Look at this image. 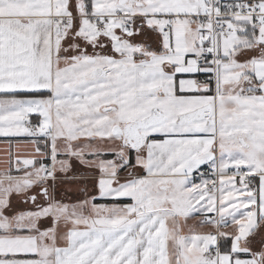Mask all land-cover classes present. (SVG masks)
I'll use <instances>...</instances> for the list:
<instances>
[{"label": "snow or ice", "instance_id": "6c2138e0", "mask_svg": "<svg viewBox=\"0 0 264 264\" xmlns=\"http://www.w3.org/2000/svg\"><path fill=\"white\" fill-rule=\"evenodd\" d=\"M0 138V264H264V0H0Z\"/></svg>", "mask_w": 264, "mask_h": 264}, {"label": "crops", "instance_id": "0c3cea01", "mask_svg": "<svg viewBox=\"0 0 264 264\" xmlns=\"http://www.w3.org/2000/svg\"><path fill=\"white\" fill-rule=\"evenodd\" d=\"M31 119H32V121H35V122H36V117H35V115H33V116L31 117ZM26 139H27V138H24V137L15 138V139L13 140V151L16 150V149H15V145H16L17 140H19V141L21 142V151L23 152V151H24L23 141H25ZM6 147H7V145H6V143L3 141V138H0V156H2L3 149L6 148ZM196 223H197L196 220H194V219H190V220L188 221V226L190 227V226H192V225H194V224H196ZM185 230H187V228H186ZM204 230H207V229H204Z\"/></svg>", "mask_w": 264, "mask_h": 264}, {"label": "built area", "instance_id": "2783aa9c", "mask_svg": "<svg viewBox=\"0 0 264 264\" xmlns=\"http://www.w3.org/2000/svg\"><path fill=\"white\" fill-rule=\"evenodd\" d=\"M33 123H35V121H33ZM211 173L209 172V175H210ZM194 180L196 181V182H199V180H200V175L199 174H197L195 177H194Z\"/></svg>", "mask_w": 264, "mask_h": 264}]
</instances>
